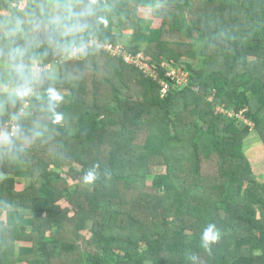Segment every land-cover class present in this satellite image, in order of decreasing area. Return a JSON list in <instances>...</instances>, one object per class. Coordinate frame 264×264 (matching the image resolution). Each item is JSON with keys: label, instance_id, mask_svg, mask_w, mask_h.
Returning <instances> with one entry per match:
<instances>
[{"label": "trees", "instance_id": "1", "mask_svg": "<svg viewBox=\"0 0 264 264\" xmlns=\"http://www.w3.org/2000/svg\"><path fill=\"white\" fill-rule=\"evenodd\" d=\"M161 1L0 0V123L19 124L0 143V264H264V179L244 149L252 130L264 144V0ZM66 5L92 13L67 35ZM92 38L148 55L167 93L95 47L69 57ZM35 63L51 68L36 75ZM21 64L26 98L7 91ZM49 87L63 96L59 122L45 111ZM95 164L93 185L68 187L66 175ZM209 223L220 232L211 253Z\"/></svg>", "mask_w": 264, "mask_h": 264}, {"label": "clouds", "instance_id": "2", "mask_svg": "<svg viewBox=\"0 0 264 264\" xmlns=\"http://www.w3.org/2000/svg\"><path fill=\"white\" fill-rule=\"evenodd\" d=\"M94 2V0H93ZM71 5H66L65 10L67 12V16L64 18L68 23H63L62 27L65 28V35L70 34L74 31H80L86 25L81 24L79 22L80 17H84L87 15H91V9H87L84 12L80 13H72ZM77 17L75 22L73 21V17ZM82 50V49H80ZM18 75L20 77V81L16 84L14 88L10 90V95H14L18 98L30 97L34 94V89L31 84V80L24 73V66L21 64L17 67ZM47 101L45 105V111L49 114L50 118L54 120V122H59L62 119V114L57 111L58 107L63 101V96L59 93L55 88L49 87L46 89ZM7 134L0 133V141H6ZM99 164L93 165V167L87 170L83 176L82 181L85 185H93L99 179ZM220 239V232L217 226L213 223H209L201 232L200 242L201 246L205 249L206 252L211 253L212 245L218 242Z\"/></svg>", "mask_w": 264, "mask_h": 264}, {"label": "built area", "instance_id": "3", "mask_svg": "<svg viewBox=\"0 0 264 264\" xmlns=\"http://www.w3.org/2000/svg\"><path fill=\"white\" fill-rule=\"evenodd\" d=\"M80 46L74 47V49L69 54V56L70 57L76 56L78 55V53H80L82 50L86 49L87 47H95L112 56L121 57L125 63L133 65L139 70L143 71L144 73L150 75L153 79L159 81L161 85L160 95L164 96L167 93L169 89L168 83L165 81V79H160L158 72L155 69V65L150 62V57L148 55H145L143 52H138L134 54L129 52L122 44L102 42L96 38H92L88 42L83 43ZM77 48H80L82 50L80 49L78 50ZM48 65L49 64L43 65V64L35 63L32 66V71L34 74L38 75L44 69H48L49 67ZM161 65L168 68V70L166 71V77L175 81L176 84H181L187 81V73L185 71L168 66L167 63L165 62H162ZM230 114H232V112H230ZM237 115H240V113H237ZM18 129H19V124L13 118L0 123V133H4V134L6 133L7 140L11 138ZM2 142L3 141H0V143Z\"/></svg>", "mask_w": 264, "mask_h": 264}, {"label": "rangeland", "instance_id": "4", "mask_svg": "<svg viewBox=\"0 0 264 264\" xmlns=\"http://www.w3.org/2000/svg\"><path fill=\"white\" fill-rule=\"evenodd\" d=\"M171 2H172L171 0H163V1H161L158 4L159 10L162 11L163 7H166L167 5L172 4ZM155 12H154V10H152L150 8L141 7V8L138 9L139 16H143L144 17V16L147 15L148 17H151L152 25L157 27V26H159L161 24V21H162L163 17L160 14H157ZM131 31L132 30H130V29L128 31H126L125 37H123V39H122L123 42H127L128 41L129 33ZM123 42L119 43V44L124 45ZM0 44H1V41H0ZM77 49L79 50L80 48H77ZM189 64H190V66L195 67L196 65H198V60H190ZM167 65L170 66L169 64H167ZM48 66H49L48 69L51 68V63ZM52 71L56 72L57 68H53ZM7 91L10 92V90H7ZM24 98H26V97H24ZM26 105H27V103L24 104V106H26ZM244 149H245L246 155L248 156V158H249V160L251 162V165H252L254 173L256 175H258L259 177H261V179H264V144L261 142L259 136L257 135V133L254 130H252V132H250L249 135L246 137L245 144H244ZM163 170H164L163 167L157 166L155 168V172L154 171L153 172L154 173H159V172H161ZM62 173L65 174L63 171H62ZM152 175L153 174L148 175V178H147V182L148 183L151 182ZM66 178L68 180V183H69L68 187L70 189H74V188L80 189L81 187H83L85 185L82 180H75L74 181V180L70 179V177L68 175H66ZM26 179H27V182H28L29 181L28 178H26ZM26 184H24V182L22 184H19V183L17 184L16 183L15 184V188L17 190H21V189H23V187ZM63 205H67V204L63 203ZM19 264H28V263L24 262V263H19Z\"/></svg>", "mask_w": 264, "mask_h": 264}, {"label": "crops", "instance_id": "5", "mask_svg": "<svg viewBox=\"0 0 264 264\" xmlns=\"http://www.w3.org/2000/svg\"><path fill=\"white\" fill-rule=\"evenodd\" d=\"M17 180V184L19 183V184H22L23 182H24V184H26L27 183V179L24 177V178H17L16 179ZM27 210H24V209H19V212H26ZM4 218H5V216H4Z\"/></svg>", "mask_w": 264, "mask_h": 264}]
</instances>
